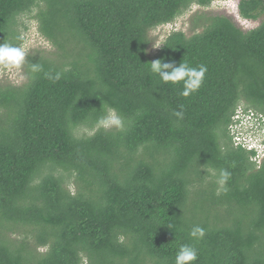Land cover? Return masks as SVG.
I'll return each mask as SVG.
<instances>
[{"label":"trees","instance_id":"16d2710c","mask_svg":"<svg viewBox=\"0 0 264 264\" xmlns=\"http://www.w3.org/2000/svg\"><path fill=\"white\" fill-rule=\"evenodd\" d=\"M218 1L0 0V42L22 45L37 10L56 48L28 55L21 86L0 83V264H175L182 244L194 264H264V154L232 134L253 112L264 137V0L239 1L254 30L204 13L150 50ZM160 58L206 65L199 90L153 74ZM109 106L123 130L96 127Z\"/></svg>","mask_w":264,"mask_h":264},{"label":"clouds","instance_id":"9594fccd","mask_svg":"<svg viewBox=\"0 0 264 264\" xmlns=\"http://www.w3.org/2000/svg\"><path fill=\"white\" fill-rule=\"evenodd\" d=\"M239 4V2H238ZM238 4L236 5L237 18L239 16ZM233 15L234 13L231 12ZM173 23H170L169 33L171 34L174 31V28L171 26ZM163 26V27H166ZM162 27H159L161 29ZM157 30V32H158ZM167 37V36H166ZM161 45H164L162 40L155 41L152 44L153 48H159ZM37 44L34 41H26L22 45H14L12 43L0 42V65L7 69L8 74L11 78L22 81L25 79L23 74V67L27 61L29 52L33 47H36ZM150 65V71L157 75L164 83L177 84L183 82V90L181 95L184 97L190 96L192 93L199 90L201 87L205 74L207 72L206 65H199L196 67L190 66L186 62H180L178 65L174 61H165L163 58L155 59L152 62L148 63ZM40 70V66L36 63L31 65V71L37 72ZM56 79H59L57 75ZM237 112L235 117L236 126H235V139H240L239 142H242V139H246V136L254 135L260 138L257 127L259 122L256 118V114L253 112ZM176 116L182 117V112L175 113ZM257 127H256V126ZM125 126L124 117L119 113V111L114 107H107L104 110L103 115L97 118L96 127L104 129L115 128L117 130H123ZM247 131L250 133L246 134ZM246 146L249 143L244 142ZM262 154H264V149ZM230 177V173L227 170H221L219 173L218 183L220 185H225L227 180ZM190 237L194 239H201L205 235V230L199 226H194L190 232ZM198 259V250L190 244H182L175 256V264H194Z\"/></svg>","mask_w":264,"mask_h":264},{"label":"rangeland","instance_id":"374dc122","mask_svg":"<svg viewBox=\"0 0 264 264\" xmlns=\"http://www.w3.org/2000/svg\"><path fill=\"white\" fill-rule=\"evenodd\" d=\"M239 1L240 0H222L220 2L218 1V2H215L214 4H212V6L208 9H203V8L195 5L190 9L189 12H187L184 16H181L179 19H177L176 22H174L171 26L174 28V31H184L185 33L190 35L189 27L191 26V18L192 17L200 15V14H204V13L205 14H222V15H226L229 17L230 16L229 14H231V12H233L234 14L232 16L236 18V21L238 20L237 23L239 24V26L241 28L244 29V31H250V30H254V29L258 28L259 25L261 24V19L258 21H249V20H244L242 18H237L236 15H238V13H237L236 5L238 4ZM36 15H37V10H34L33 13L28 14L26 16H23L22 20L19 21V23H20L19 29L21 30L22 37L24 38V43L26 41L31 40L37 44L36 47H33L31 49L29 54L31 52L34 53V52L39 51V50L45 51V52H47V54H51V53L56 51V48L53 46V44L48 42L47 39L42 37V35L39 31L40 24H39L38 20L34 19L36 17ZM21 25H22V27H21ZM169 29H170V26H166V27H162L161 29H159L157 33L154 32L152 34L154 36L153 37L154 42L159 41V40H162L164 42L167 38L166 36L169 33ZM159 48L151 47L150 48L151 53H154V51H158ZM24 67H23V74L25 76V79L22 81H18V78L17 79L11 78L8 74L7 69H5L2 65H0V83H3V84L6 83V84H11V85H16V86H21L22 84H24L27 81L26 70ZM94 132H95L94 130H91L89 128H82L80 134L89 136V135L94 134ZM248 133H250V131H247L246 134H248ZM232 134L235 135V132ZM246 139H247L246 141H245V139H242L241 141L247 142V143L250 142L248 146L245 145V147L248 150L256 149L258 151H261L264 149V139H261L258 136L256 137L254 135L246 136ZM235 140L234 141L237 144H239L238 141H240V140L239 139H235ZM259 145H261V146H259ZM261 159H259V160H261ZM72 190H73V188H72ZM42 251H44V250H42ZM84 264H88V262L85 261Z\"/></svg>","mask_w":264,"mask_h":264},{"label":"bare ground","instance_id":"6f19581e","mask_svg":"<svg viewBox=\"0 0 264 264\" xmlns=\"http://www.w3.org/2000/svg\"><path fill=\"white\" fill-rule=\"evenodd\" d=\"M249 110V109H248ZM240 112V111H239ZM237 115V114H236ZM235 120V119H234ZM234 122V121H233ZM231 126H234V125H231ZM260 126V125H259ZM233 130V129H232ZM231 133V132H230ZM233 133V132H232ZM261 134H263V133H261ZM264 136V135H263ZM233 137V136H232ZM257 137V136H256ZM234 138H236V137H234ZM250 138V137H249ZM253 138V137H252ZM264 138V137H263ZM262 138V139H263ZM240 140V139H239ZM247 139H245V141H246ZM236 141V140H235ZM239 142V141H238ZM250 143V142H249ZM244 144V143H243ZM255 145V144H254ZM259 146H261V145H259ZM263 149V148H262ZM255 151V150H254ZM255 156H256V154H255ZM260 157V156H259Z\"/></svg>","mask_w":264,"mask_h":264}]
</instances>
